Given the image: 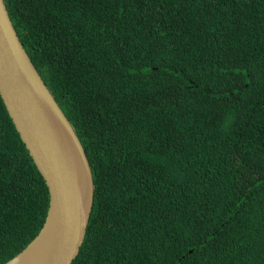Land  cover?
Here are the masks:
<instances>
[{"label": "trees", "instance_id": "trees-1", "mask_svg": "<svg viewBox=\"0 0 264 264\" xmlns=\"http://www.w3.org/2000/svg\"><path fill=\"white\" fill-rule=\"evenodd\" d=\"M89 160L69 264H264V0H4ZM48 189L0 97V262Z\"/></svg>", "mask_w": 264, "mask_h": 264}, {"label": "water", "instance_id": "water-1", "mask_svg": "<svg viewBox=\"0 0 264 264\" xmlns=\"http://www.w3.org/2000/svg\"><path fill=\"white\" fill-rule=\"evenodd\" d=\"M0 97L48 189L33 237L0 264H69L93 198L85 149L33 64L0 0Z\"/></svg>", "mask_w": 264, "mask_h": 264}]
</instances>
